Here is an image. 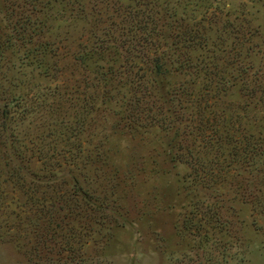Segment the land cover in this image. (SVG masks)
Wrapping results in <instances>:
<instances>
[{"label":"rangeland","instance_id":"rangeland-1","mask_svg":"<svg viewBox=\"0 0 264 264\" xmlns=\"http://www.w3.org/2000/svg\"><path fill=\"white\" fill-rule=\"evenodd\" d=\"M0 264H264V0H0Z\"/></svg>","mask_w":264,"mask_h":264},{"label":"trees","instance_id":"trees-1","mask_svg":"<svg viewBox=\"0 0 264 264\" xmlns=\"http://www.w3.org/2000/svg\"><path fill=\"white\" fill-rule=\"evenodd\" d=\"M154 62H156V66H155V68H157V69H159L160 68V65L158 64V59H154L153 60ZM151 73H154V74H158V72H157V70H154V69H152V71H151ZM160 74V73H159ZM134 81V80H133ZM139 83V82H138ZM137 85H139V84H137ZM181 86V85H180ZM180 86L176 89V91H177V94H179V95H182V93H183V90L182 89H180ZM134 91V92H133ZM132 92L133 93H135V92H142V89H137V88H135V89H133L132 88ZM209 92H212V95H214V93H216V92H219V90L217 89V88H215L214 87V89H211V90H204V92L202 93V94H200L199 96H200V100L199 101H201V98L203 99L204 97H208V93ZM188 95H190V96H192L193 97V95H194V93H191V94H188ZM195 96V95H194ZM142 97H144V96H142ZM207 99V98H206ZM138 100H140V99H136L135 101H138ZM193 102V101H192ZM132 105V104H131ZM9 107V101H4V108L5 109H7ZM194 107H196V111H195V114L197 115V117H200V113H201V111H204V107L203 108H201V106L199 105V103L198 104H196V106H194ZM201 109V110H200ZM197 110H199V112L197 111ZM196 117V118H197ZM208 118V117H207ZM199 124H202V126H203V121H199L198 122ZM198 124V125H199ZM232 122H230L229 120L228 121H226V124H224V123H222L221 125H220V131H222V133L224 134L223 136H222V140H223V142L225 143V145L227 144V143H230L229 141H231L232 140V137H233V131H235L234 130V128H232ZM216 127V125H214L212 128H215ZM204 129H205V127L203 126V127H201V129H200V132H199V134H201V136L203 137L202 139L204 140L205 139V142H206V144H209L210 145V143H212L213 141L215 142V144H217L216 145V149L218 150V148H219V151H220V149H222V145H220L219 144V142H218V140H219V137L217 138V136H215V134L218 132V130H213V129H211V132L208 134L206 131V129H205V132H204ZM215 136V137H214ZM221 138V137H220ZM215 139V140H214ZM213 140V141H212ZM236 143H239V142H236ZM240 144V143H239ZM237 144L235 145V146H233L228 152H226V153H223V152H221V153H223V155H221L222 156V161L223 162H227V163H230L231 162V160L233 159L232 157H236V155L239 153V146H237ZM223 151H225V150H223ZM192 161L193 160H187V159H185V163H187V165H189V167L191 168V169H193V167H192ZM194 170V169H193ZM195 172H192V173H196V170H194ZM76 186V183L74 182L73 183V187H75ZM75 191L78 193V190L77 189H75ZM81 198H84L83 196H81ZM208 209L207 208H205V210L204 211H207ZM68 251L69 252H71V250L69 249V247H68Z\"/></svg>","mask_w":264,"mask_h":264}]
</instances>
